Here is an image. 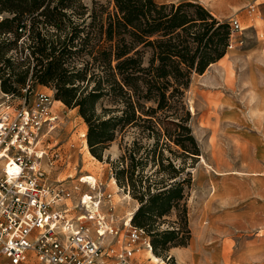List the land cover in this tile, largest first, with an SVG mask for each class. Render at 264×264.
Returning a JSON list of instances; mask_svg holds the SVG:
<instances>
[{"label":"trees","instance_id":"16d2710c","mask_svg":"<svg viewBox=\"0 0 264 264\" xmlns=\"http://www.w3.org/2000/svg\"><path fill=\"white\" fill-rule=\"evenodd\" d=\"M108 2L111 11L95 0L90 10L82 0H0V89L20 95L27 81L52 88L87 124L88 151L99 160L120 138L110 162L139 203L130 222L145 229L154 255L167 257L190 239L180 203L191 176L182 173L199 154L184 94L194 74L224 56L230 27L194 1ZM173 208L179 222L160 229Z\"/></svg>","mask_w":264,"mask_h":264},{"label":"rangeland","instance_id":"374dc122","mask_svg":"<svg viewBox=\"0 0 264 264\" xmlns=\"http://www.w3.org/2000/svg\"><path fill=\"white\" fill-rule=\"evenodd\" d=\"M82 1L90 10L94 0ZM95 1L103 3L107 11L113 9L108 0ZM156 1L198 2L219 20L237 18L241 30L230 40L234 52L208 66L201 75L194 74L184 94L199 154L193 160L185 159L182 176L190 172L191 184L185 186L180 204L186 206L190 237L201 228L210 237L207 243L214 246H173L167 257L155 254L162 260L155 262L140 245L136 264H264V0ZM8 54L15 55L16 50ZM26 85L29 90L20 95L0 94V102L18 105L24 97L32 101L40 92L51 97V110L58 121L47 137L51 145L59 144L63 151V160L50 170L51 178L64 179L63 184L72 190V185L81 186L79 175L92 174L103 194H111L113 208L109 212L114 214L113 222L121 226L139 203L113 176L110 161L121 152L120 138L104 150L102 160L95 158L88 151L86 137H82V133L86 136L87 124L77 109L56 100L50 87L33 81ZM181 162L180 158L175 161L177 166ZM106 210L102 212L106 214ZM179 212L173 208L159 219L158 227L177 225ZM212 254L217 261L209 260Z\"/></svg>","mask_w":264,"mask_h":264},{"label":"built area","instance_id":"2783aa9c","mask_svg":"<svg viewBox=\"0 0 264 264\" xmlns=\"http://www.w3.org/2000/svg\"><path fill=\"white\" fill-rule=\"evenodd\" d=\"M228 23L232 38L241 25L233 17ZM51 108L41 92L18 105L0 102V264H136L138 246L151 250L149 236L130 220L114 223L113 206L102 212L111 194L95 177L79 175L72 190L51 178L63 160L47 137L58 121Z\"/></svg>","mask_w":264,"mask_h":264},{"label":"crops","instance_id":"0c3cea01","mask_svg":"<svg viewBox=\"0 0 264 264\" xmlns=\"http://www.w3.org/2000/svg\"><path fill=\"white\" fill-rule=\"evenodd\" d=\"M215 15V14H214ZM233 44H230L228 47H227V50H226V53L224 54V56L227 54V53H233L234 52V49H233ZM223 56V57H224ZM223 57H221L219 60H217L216 62H214V63H211L209 66H211V65H213V64H215V63H217L218 61H220ZM198 75H201V74H198ZM0 94L1 95H5L2 91H1V89H0ZM55 102H57V101H55ZM62 119V118H61ZM216 185V184H215ZM217 186V188H219L218 186V184L216 185ZM137 208V206L136 207H134V209H136ZM133 209V210H134ZM135 211V210H134ZM244 212L246 211V209H244L243 210ZM210 239V237L208 236V238H207V233H206V230H202L201 228H196L195 229V231L194 232H192V234H191V237H190V241H189V243L186 245V246H214L213 245V242H209V243H207V241ZM211 239H213V235H211ZM182 249H186L185 247H183ZM151 253H149V252ZM147 252L149 253V255L151 256L150 258H152V255L153 256H155L153 253H152V251H150V250H147ZM158 258V261H162L161 260V258H159V257H157ZM153 259V258H152ZM217 259H218V257L216 256V255H214V254H212V255H210L209 256V260L211 261H213V262H215V261H217ZM155 261V260H154ZM155 262H157V261H155Z\"/></svg>","mask_w":264,"mask_h":264},{"label":"bare ground","instance_id":"6f19581e","mask_svg":"<svg viewBox=\"0 0 264 264\" xmlns=\"http://www.w3.org/2000/svg\"><path fill=\"white\" fill-rule=\"evenodd\" d=\"M57 102H58V101H57ZM92 181H95V182H96V180H95L94 178H92ZM110 200H111V199H110ZM108 205L113 206V205L110 203V201H109L108 203L103 202V203H102V208H104L105 206H108ZM134 210H135V209H134ZM134 210L131 211V212H129L128 215H127V217H126V219L123 220L122 222L128 223V220L131 219V216H132ZM147 250H150V249H147ZM150 251H152V250H150ZM148 252H149V251H148ZM149 253H150V252H149ZM150 254H151V253H150ZM152 258H153L155 261L158 262V258H157L156 256H153V255H152Z\"/></svg>","mask_w":264,"mask_h":264}]
</instances>
